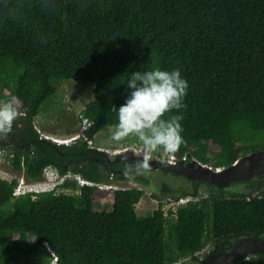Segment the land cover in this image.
I'll return each instance as SVG.
<instances>
[{"label": "trees", "instance_id": "16d2710c", "mask_svg": "<svg viewBox=\"0 0 264 264\" xmlns=\"http://www.w3.org/2000/svg\"><path fill=\"white\" fill-rule=\"evenodd\" d=\"M156 68L179 69L188 84L185 107L165 116L183 117L175 157L218 167L264 148L258 140L238 144L264 132V0H0V85L3 100L15 96L21 112L12 169L39 181L52 165L92 182L19 194L12 212L0 214V264H172L209 243L227 250L239 236L264 235V174L245 183L255 194L221 188L169 214L159 202L143 217L135 205L144 191L115 187L111 209L103 210L94 204L105 191L98 184L130 180L124 163L93 153L82 136L51 139L32 123L56 102L60 80L88 81L93 99L80 115L83 135L93 138L118 122L111 109L125 102L131 74ZM18 182L0 176V209ZM70 186L73 192L60 190ZM229 264H264V254Z\"/></svg>", "mask_w": 264, "mask_h": 264}, {"label": "rangeland", "instance_id": "374dc122", "mask_svg": "<svg viewBox=\"0 0 264 264\" xmlns=\"http://www.w3.org/2000/svg\"><path fill=\"white\" fill-rule=\"evenodd\" d=\"M93 85L94 84L92 82L80 81L73 78H65L60 80L57 84L56 102H52V104H50V107L39 111L34 117V126L39 131L40 135L60 141L71 140L72 138L83 136V129L86 126V123H84V120L80 115V111L84 107L86 102L93 99ZM3 93L4 90L0 85V101H3ZM115 125L116 124H112L101 127V129L94 134L92 145L110 152L122 150L126 147L132 146L136 149H141L139 142L133 137H129L128 139L121 142L112 141L110 137ZM255 140H258L259 143L262 144L258 146H264V132L259 133L258 136L253 140L241 141L238 144L241 145L255 143ZM196 147L197 144H194L193 148ZM212 147L217 148V146ZM11 151L12 149L10 147L5 149L0 148V176L8 180H11L13 177H17L19 179L17 186L19 187L18 191H29L28 189L30 187L39 188L37 186H33L32 183H34V181H29L23 173L14 172V170L12 169L11 160L9 158ZM158 153H160V150L153 152L151 155H155L160 158L168 157L167 155H163V153ZM210 153L211 152L208 150L207 155L211 156ZM191 158L194 157L191 156L189 159ZM207 164L215 167L213 160H210L209 162H207ZM165 175L171 176L168 173H165ZM130 176V180L119 181L118 183H116V186L111 185L109 188H103L105 191L99 192V195L94 202L95 206L103 210L111 209L114 187H139L144 191L142 197L135 205L138 217H143L144 215L151 213L158 207L159 202L162 204V208L164 209V211L169 214V210L174 212L179 206L185 204L188 199H197L190 198L188 196L190 194L191 187L184 180L173 178V180L170 181V184L169 182H166L161 178L160 173L155 172L146 174L145 169L141 170L140 172L133 171ZM164 185L167 186L168 190H170L171 192L167 194L163 193ZM208 188H211V190L215 191L216 187L207 186V189ZM60 190L73 192L71 186L69 188ZM204 191L205 190L201 189L200 192L202 193ZM249 191H252L251 193L255 194L259 192V189L256 188L252 190L251 186H247L241 183L238 193L247 194ZM200 192L199 194H201ZM17 196L19 195H13L6 203L2 205L0 209V214L2 216H8L12 212L13 203ZM14 236L17 237V235ZM34 238V235L30 234L28 237V241L32 242ZM210 244L211 243L207 244L204 249L212 248V244ZM204 252H206V250ZM184 260L185 258H182L178 262H176V264L183 263ZM47 264L57 263L54 260H51Z\"/></svg>", "mask_w": 264, "mask_h": 264}, {"label": "clouds", "instance_id": "9594fccd", "mask_svg": "<svg viewBox=\"0 0 264 264\" xmlns=\"http://www.w3.org/2000/svg\"><path fill=\"white\" fill-rule=\"evenodd\" d=\"M127 87L131 91L125 102L111 109L117 114L118 122L110 139L121 142L133 137L139 142L142 160L135 164L125 162L122 166L125 177H130L133 171L140 172L149 167L148 161L153 152L160 150L165 155H172L184 143L180 123L183 117L171 115L166 119L165 116L185 107L183 100L188 84L179 69L166 71L156 68L133 72L127 80ZM20 115L15 96L0 101V137H6L11 132L14 121Z\"/></svg>", "mask_w": 264, "mask_h": 264}, {"label": "water", "instance_id": "95a60500", "mask_svg": "<svg viewBox=\"0 0 264 264\" xmlns=\"http://www.w3.org/2000/svg\"><path fill=\"white\" fill-rule=\"evenodd\" d=\"M32 123L34 125V120ZM82 138L87 141L88 147L93 153L107 158L110 162L125 163L142 160L141 149H136L133 146L110 152L92 145L93 138H86L85 135ZM25 147L26 145H21L20 149L23 150ZM148 164L149 167L145 169L146 174L158 172L161 174V178L170 184L173 178L184 180L191 187L188 195L190 198H203L215 192L211 188L207 189V186L221 189L232 182L264 174V148L240 155L226 166L212 167L195 157L187 160L185 157L173 159L169 156L160 158L155 155H151ZM165 173L171 176L165 175ZM201 189L205 191L201 193ZM205 250L206 252H204ZM252 252L264 254V235L260 237L239 236L227 250L218 251L214 247L202 248L195 253L194 258H185L184 262L180 264H229Z\"/></svg>", "mask_w": 264, "mask_h": 264}, {"label": "built area", "instance_id": "2783aa9c", "mask_svg": "<svg viewBox=\"0 0 264 264\" xmlns=\"http://www.w3.org/2000/svg\"><path fill=\"white\" fill-rule=\"evenodd\" d=\"M86 121L87 120L84 119V123H86ZM161 153H163V152H161ZM163 155H165V154L163 153ZM167 156H169L173 159L177 158L173 154L167 155ZM65 180H69V181L75 180L77 182V184L80 186L84 185V184H92L91 181L86 180L79 173L68 171L64 174H60L54 166L48 165L44 168L43 179H41L39 181H35L34 183H32L33 186H37L39 188L30 187L29 190H34L36 192L55 190L56 188H58V184L63 183ZM70 182H72V181H70ZM110 186H111L110 184H109V186H108V184H103V183L98 184V187L101 189L109 188ZM18 190H19V187H16L13 195H16V194L19 195V194H22L23 192H25V190H23V191H18ZM52 260H54L57 263L56 258H53Z\"/></svg>", "mask_w": 264, "mask_h": 264}, {"label": "flooded vegetation", "instance_id": "af4514ba", "mask_svg": "<svg viewBox=\"0 0 264 264\" xmlns=\"http://www.w3.org/2000/svg\"><path fill=\"white\" fill-rule=\"evenodd\" d=\"M0 142L3 143L2 149L8 148V147L11 148L12 146H19V144L21 143L18 133L13 128H12L11 132L6 137H0ZM184 157L188 160L191 156H189V157L184 156ZM136 162L137 161H133L130 164H135ZM248 181H249V178L245 179L244 181L242 180V181H238V182H232L227 187H230V189H231L230 192H233V191L237 192L241 186V183L245 184ZM226 188H223V189H226ZM217 189H219V188H215V190H217Z\"/></svg>", "mask_w": 264, "mask_h": 264}, {"label": "bare ground", "instance_id": "6f19581e", "mask_svg": "<svg viewBox=\"0 0 264 264\" xmlns=\"http://www.w3.org/2000/svg\"><path fill=\"white\" fill-rule=\"evenodd\" d=\"M189 168V167H188ZM189 170V169H188Z\"/></svg>", "mask_w": 264, "mask_h": 264}, {"label": "crops", "instance_id": "0c3cea01", "mask_svg": "<svg viewBox=\"0 0 264 264\" xmlns=\"http://www.w3.org/2000/svg\"><path fill=\"white\" fill-rule=\"evenodd\" d=\"M61 139V138H60ZM66 139V138H65Z\"/></svg>", "mask_w": 264, "mask_h": 264}]
</instances>
